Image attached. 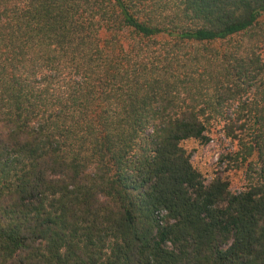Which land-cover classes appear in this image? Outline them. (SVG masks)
I'll return each instance as SVG.
<instances>
[{"label": "trees", "instance_id": "trees-1", "mask_svg": "<svg viewBox=\"0 0 264 264\" xmlns=\"http://www.w3.org/2000/svg\"><path fill=\"white\" fill-rule=\"evenodd\" d=\"M0 264H264V0H0Z\"/></svg>", "mask_w": 264, "mask_h": 264}, {"label": "rangeland", "instance_id": "rangeland-1", "mask_svg": "<svg viewBox=\"0 0 264 264\" xmlns=\"http://www.w3.org/2000/svg\"><path fill=\"white\" fill-rule=\"evenodd\" d=\"M230 115L231 120L213 121L207 132V142L188 139L181 145L189 153L193 167L201 174L204 181L222 178L229 183L230 190L235 192L251 182L262 179V175L259 171L261 163L257 154L243 159L245 156L243 141L248 143L250 138L252 139L251 130L247 129L250 123L247 122L243 129L233 127L234 132L230 134L225 128L226 123H241V120H236L235 114Z\"/></svg>", "mask_w": 264, "mask_h": 264}]
</instances>
